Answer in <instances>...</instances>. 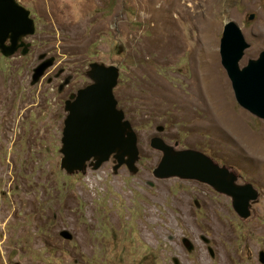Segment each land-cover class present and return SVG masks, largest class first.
<instances>
[{"label":"rangeland","instance_id":"rangeland-1","mask_svg":"<svg viewBox=\"0 0 264 264\" xmlns=\"http://www.w3.org/2000/svg\"><path fill=\"white\" fill-rule=\"evenodd\" d=\"M18 1L36 22L25 39L30 41L26 53H20V46L9 56L0 53V264H162V250L139 240L138 230L130 232L131 242L128 230L120 233L122 240H114L118 222L104 223L100 215L98 168L72 173L60 168L61 120H22L24 132L17 129L15 118L34 117L26 109L28 79L23 76L45 50L54 48L71 67L80 62L84 68L88 60L117 64L114 92L143 106L134 110L138 120L150 115L179 128L187 120L178 119L192 117L198 123L193 131L197 146L214 149L216 160L244 181L264 183V118L239 106L218 54L224 20L231 18L247 42L239 66L257 55L264 46V0ZM162 11L171 26L163 53L151 45L159 22L154 14ZM204 64L210 67L206 81L214 84L210 95L204 92ZM224 112L230 120H219ZM136 127L151 128L146 121ZM34 134L42 139L39 149L33 148ZM150 163L144 155L136 164ZM109 189L107 202L127 212ZM260 191L264 202V184ZM147 200H141L145 206L152 203ZM131 211L146 212L138 205ZM141 224L145 231L157 229L147 220ZM63 228L71 238L59 234ZM191 264L215 263L207 258Z\"/></svg>","mask_w":264,"mask_h":264},{"label":"flooded vegetation","instance_id":"flooded-vegetation-1","mask_svg":"<svg viewBox=\"0 0 264 264\" xmlns=\"http://www.w3.org/2000/svg\"><path fill=\"white\" fill-rule=\"evenodd\" d=\"M33 19L36 22L35 18ZM43 52L45 53L43 59L52 56V61L37 81L29 82L30 72L23 76L25 80L28 79L24 86L29 104L26 109L30 110L34 117L15 118L16 123L18 121L20 123L17 125L18 130L22 127V120H41L44 121L43 123L61 120L62 126V120L67 112L65 103L75 97L80 87L89 83V79L84 74L86 66L81 67L79 62L71 67L68 61L59 60L56 57L54 48ZM113 93L116 108L122 110L123 117L128 120L135 133V145L139 154L136 163L144 155L151 162L146 166L137 164V168L130 171L126 164L115 167L114 158L111 155L107 161L97 167L102 183L99 197L101 219L104 223L118 222L116 228L118 233L115 234L114 240H122L120 233L124 231L125 235L128 230V240L131 242L130 232L138 230L139 240L146 243L148 247H159L162 250L160 255L162 264H191L194 259L201 262L207 258L215 264H264V202L260 200L262 194L260 187L264 183L255 178L249 182L244 181L240 173L238 175L233 172L236 175L233 185L243 186L250 183L255 188L256 198L247 204H233L228 194L206 182L191 178L154 177L151 170L158 162L161 151L150 145L151 137H157L175 149H183V147L199 149L216 160L214 149L208 151L205 147L195 144L193 131L198 123L192 117L178 119L179 121L187 120L179 128L171 122L167 123L165 119L159 122L150 115L146 116V120H138L134 110L141 111L140 107L143 106L137 103L131 105L132 100L129 97L118 92ZM11 118L9 117L8 120ZM138 121L150 122L151 128L139 129L136 127ZM21 129L24 132L23 128ZM181 129H184L183 135H180ZM37 136L34 134L31 141L34 149L41 148L40 140L42 139ZM214 145L215 143H211L212 148ZM45 149L50 150L46 147ZM86 168L95 169L90 165ZM109 187L113 189L112 192L118 199H122V202L118 204L119 208L124 207L127 212H118L117 207L114 209L113 204L107 202L106 194L107 190H110ZM150 189H154L155 192H151ZM145 198L152 203H147L145 206L141 201ZM134 205H138L142 211L146 212L140 214L131 211ZM155 205L158 207L157 212L153 210ZM146 220L154 223L157 229L154 231L146 228L147 231H145L141 223ZM128 223H130V229H128ZM144 232L145 235H143ZM150 237L155 242L149 240Z\"/></svg>","mask_w":264,"mask_h":264},{"label":"water","instance_id":"water-1","mask_svg":"<svg viewBox=\"0 0 264 264\" xmlns=\"http://www.w3.org/2000/svg\"><path fill=\"white\" fill-rule=\"evenodd\" d=\"M253 13H250L251 18ZM35 31L34 19L29 9L18 0H0V53L11 55L20 46V53L28 50L25 38ZM247 42L238 23L231 18L224 20L218 40L219 61L230 79L239 106L264 118V46L255 57L238 61ZM119 51V48H117ZM37 54L31 67L30 83L51 64L52 56ZM89 83L77 90L75 97L65 103L67 110L62 120L59 136V165L66 173L84 172L87 165L99 167L112 155L115 167L126 164L130 171L137 168L139 157L135 133L120 108H116L114 88L117 85L118 66L100 60H90L84 71ZM150 145L161 155L151 173L156 178H191L215 187L228 194L233 204H247L255 200V188L250 183L233 185L236 175L224 163H218L203 151L193 147L175 149L157 137L150 138ZM241 193V194H240ZM59 234L71 238L68 229Z\"/></svg>","mask_w":264,"mask_h":264},{"label":"bare ground","instance_id":"bare-ground-1","mask_svg":"<svg viewBox=\"0 0 264 264\" xmlns=\"http://www.w3.org/2000/svg\"><path fill=\"white\" fill-rule=\"evenodd\" d=\"M164 10V9H163ZM161 13V12H160ZM155 13L154 15V18L153 20H158L159 22L157 23V29H156V34L151 42V45L154 47L156 46L155 48L158 49V51L163 52L166 51V45H167V39L168 37L170 36L169 35V31H170V27H168V23H167V16L165 14L164 11H162V13ZM170 21V20H169ZM169 44V43H168ZM168 49V48H167ZM162 52V53H163ZM210 72V67L206 64H204V67H203V79H204V92L208 95L209 92L211 91V88L212 86L214 85L213 84V81H209L208 80V77H207V81H206V75ZM213 73V72H212ZM202 75V74H201ZM209 75V74H208ZM207 75V76H208ZM210 77V76H209ZM213 92V91H212ZM210 95V94H209ZM218 101H220L219 99H216L215 102H216V105H218ZM228 108V107H227ZM225 115H222V113L220 114L219 116V120H223V118H227V120H230V117L228 115V113H225ZM215 116V115H214ZM218 119V118H217Z\"/></svg>","mask_w":264,"mask_h":264}]
</instances>
